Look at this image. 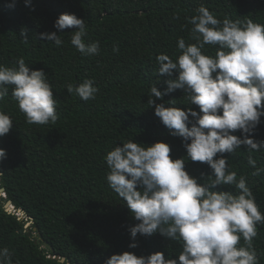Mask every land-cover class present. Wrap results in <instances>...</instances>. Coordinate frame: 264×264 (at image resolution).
<instances>
[{
    "label": "trees",
    "instance_id": "obj_1",
    "mask_svg": "<svg viewBox=\"0 0 264 264\" xmlns=\"http://www.w3.org/2000/svg\"><path fill=\"white\" fill-rule=\"evenodd\" d=\"M200 5L221 20L264 24V0H30L28 6L24 0H0V65L15 66L23 58L30 69H42L52 85L58 115L54 125H29L11 90L0 102V110L13 121L9 133L0 137V148L6 151L0 161V188L5 189V197H0V248L12 252L13 264H103L123 251L138 256L161 251L165 258H178L180 245L159 233L137 234V247L129 248L128 228L137 221L108 186L104 155L129 139L163 141L173 159L186 155L181 138L170 134L147 101L153 84L164 92L165 81L175 78V72L172 77L156 73L155 57L163 53L175 59L178 38L192 42L186 18ZM61 13L85 20L86 42L98 41L100 54L76 51L69 32L75 28L57 32L54 21ZM42 32H57L64 43L44 41ZM114 44L119 52H113ZM86 78L99 88L95 99L84 101L66 91L67 84L76 86ZM153 99L165 106L175 100L176 107L199 111L187 104L181 89L165 94L162 101ZM251 136L264 140V116ZM249 154L264 168V148L249 153L241 145L223 156L238 177L245 176L264 214V173L252 175ZM185 169L201 182V173H211L206 163L190 160ZM215 190L235 191L227 185ZM6 200H11L13 211L5 210ZM257 229L253 244L259 264H264V225Z\"/></svg>",
    "mask_w": 264,
    "mask_h": 264
},
{
    "label": "clouds",
    "instance_id": "obj_2",
    "mask_svg": "<svg viewBox=\"0 0 264 264\" xmlns=\"http://www.w3.org/2000/svg\"><path fill=\"white\" fill-rule=\"evenodd\" d=\"M24 3L28 6L30 0ZM186 19L192 25V42L178 38L175 59L163 53L155 57L156 73L172 77L175 72V78L165 81L164 92L153 84L147 101L170 134L181 138L186 155L173 159L167 143L144 144L133 139L116 144L104 155L107 184L137 221L128 228L129 248L137 247V234L159 233L177 242L181 250L176 259L165 258L161 251L147 256L123 251L113 253L103 264H259L253 241L258 236L257 225H264V214L245 176L238 177L223 154H232L241 145L249 153L264 148V140L251 136L264 116V24L250 19L221 20L203 5ZM54 28L59 33L75 28L69 32L76 51L100 54L98 41L86 42L84 19L61 13ZM57 32L39 36L61 46L64 41ZM21 36L27 42L23 30ZM113 52H119L117 44ZM52 89L45 72L30 69L23 58L15 66L0 65V102L11 90L29 125H54L58 120ZM177 89L183 90L187 104L196 105L199 111L176 107L175 100L165 106L153 99L162 101L165 94ZM66 91L88 101L96 98L99 88L92 78H86L76 86L67 84ZM12 126L10 115L0 110V137ZM236 131L241 135H235ZM5 158L6 151L0 148V161ZM188 160L206 163L211 173H201L202 182L198 181L185 169ZM247 162L255 169L253 176L264 173L251 154ZM222 185L235 191L215 190ZM12 255L7 247L0 248V264H13Z\"/></svg>",
    "mask_w": 264,
    "mask_h": 264
},
{
    "label": "water",
    "instance_id": "obj_3",
    "mask_svg": "<svg viewBox=\"0 0 264 264\" xmlns=\"http://www.w3.org/2000/svg\"><path fill=\"white\" fill-rule=\"evenodd\" d=\"M0 197H5V189L3 187L0 188ZM4 208L6 211H13L14 210V205L12 204L11 200H6V202L4 203ZM18 215L21 217L23 215V211L21 208L17 209ZM32 223V219L30 218V222L26 223V226H29ZM60 262H64L65 261V257H61ZM69 262H67L68 264Z\"/></svg>",
    "mask_w": 264,
    "mask_h": 264
}]
</instances>
